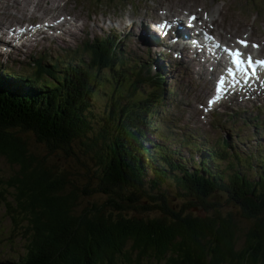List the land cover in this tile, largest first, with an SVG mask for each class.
I'll return each mask as SVG.
<instances>
[{"label":"trees","instance_id":"obj_1","mask_svg":"<svg viewBox=\"0 0 264 264\" xmlns=\"http://www.w3.org/2000/svg\"><path fill=\"white\" fill-rule=\"evenodd\" d=\"M111 41L84 43L47 77L36 69L27 90L0 80V157L15 169L0 176V202L18 204L26 231L24 252L8 264H264V145L241 152L225 139L201 149L192 168L175 160L148 136L165 77L149 79L151 91L138 81L120 93L129 77ZM106 69L120 77L99 121L92 107ZM29 140L76 167L31 155ZM237 217L251 223L242 234Z\"/></svg>","mask_w":264,"mask_h":264},{"label":"rangeland","instance_id":"obj_2","mask_svg":"<svg viewBox=\"0 0 264 264\" xmlns=\"http://www.w3.org/2000/svg\"><path fill=\"white\" fill-rule=\"evenodd\" d=\"M67 1V5L63 7V4ZM187 1L191 2L190 4H192V7H189ZM17 2L18 1L15 3ZM33 4L42 6V10L40 11L39 15H52L53 11H50L48 7V5H51L53 8L74 12L75 17L73 18L72 22H75L79 26L82 24V22H85L81 34H74L71 41H68V37H65V41L63 40V43H59V46H57L54 51L56 54L55 57L65 55L67 53V49L75 50L78 47L80 48L83 43L90 40V38H94L95 36L105 34L107 37L109 35L108 31L110 28L117 30L121 37L126 38L123 44L128 47L129 51H131L134 55L142 54V52L135 46V40H140L141 38L143 22L140 21L139 26H134L131 29H123V27L120 25L114 24H108L105 26L103 23L106 22V20L102 15H99L101 11L111 10V6L106 5L105 2L93 7L89 5L87 0H21L17 5H13L12 2L8 0H0V23L3 22L4 24H8V22H13V20H15L13 16H11L12 19L7 20L10 14L18 12L22 13L25 11V9L33 10ZM119 4L124 6L125 1H120ZM142 7L146 8L135 10L132 7L127 11L126 15L133 16L137 19L139 17H144L147 25L154 26L160 23L161 19H169L168 16H162L158 13V7L160 10L162 7L169 8L170 16L182 14L186 10H190L193 13H199V9L197 8L203 7L207 10L209 16H211V18H204V20H207L212 24L213 19L215 25L210 27L207 24L202 25H206L205 27L207 30H212V32H214L218 38L223 39L226 45H228L227 41H231V45H236L237 38L242 37L244 34L249 35L251 41L264 43V0H148L147 5H142ZM93 12H95L97 16L93 15ZM201 14L204 13H200V18ZM126 15L119 17L117 12H113L111 20L118 18L124 19ZM186 18L187 17H183L182 19L184 20ZM128 31H130V33H128ZM156 36L157 35L155 34V37ZM229 36L231 37L229 38ZM47 52L53 51L48 50ZM261 52L264 53V47ZM165 54L168 55V58L163 59L166 61L165 64L161 62L160 58L156 54H151L146 57L147 60L139 58L138 66L140 67L145 61L147 64L154 66L153 73L162 71L164 72V75H166L164 85L166 88H169V90L166 92L165 102L161 106L158 115L154 117V120L157 123L155 126L156 132L163 135V139H165L167 134L171 135L167 142H165L172 153H177V157L181 155L186 157L188 167L192 168L195 162L198 163L200 154L194 153L188 148V145H185V142H182L185 137L194 136L192 140L197 142V146H204L205 142L209 145H216L220 139L227 138L232 140L235 148L241 152H248L258 145H264V124L261 127V130L249 127L242 128L243 124H245L243 117H248L247 115L251 114V109L264 106L263 99H258L255 102H251L244 106H241V101L239 100L236 104H234L235 108H232L226 112L223 111V108H217L214 113L210 114L204 119L200 110V103L202 100L207 103V98L211 96L214 89V75L216 74L213 73L214 71L211 72V70L201 67L195 62L183 63L174 61L172 56L169 55L167 51ZM11 61L12 58H10L9 63L3 65V67L20 73H30L32 71V69L24 63L21 65L15 63L12 66ZM169 61H171L173 65L170 68H167L170 65ZM125 67L126 70L128 68L137 67L136 61L133 59V57L130 59L128 58V65H125ZM174 67L175 69H172ZM148 76L149 73L147 71H142L141 77H139V79L142 80V82L138 85L139 89L145 90L147 88L148 82L146 79ZM205 78H208L210 81L211 86H209L211 91L208 94H200V90L204 88L205 85L203 82ZM111 91L112 82L107 81L104 84L102 91L100 90L99 95L94 98V106L92 109L97 114L99 121L103 119L104 111L108 109L110 101L113 99ZM256 112L257 111H254L252 113ZM213 115H220L219 122H212ZM248 119V121L253 120V118L249 117ZM260 119L264 120V114ZM92 123L95 127H99V125L96 124L95 119H92ZM33 141L34 140H29L31 155L42 156L49 163L59 168L69 167V169H71L76 167V162L73 159L67 160L65 155L60 152H57L55 155L51 156L52 154L45 145L40 146L37 144L39 142L37 139V143ZM14 171V167L9 165L5 159L0 157V176L7 177L12 175ZM166 187H169L168 182H166ZM88 200L89 199H83L81 201L79 211L87 206ZM93 200L97 201L100 200V198L97 197ZM13 202L11 197L10 201L7 203L0 202L1 264H6V260L18 258L19 255L24 252L23 245H25L24 237L26 232L24 228L25 226L22 224L24 217L19 215L20 212L13 214V211L18 208V204L16 202L13 204ZM189 202V200L183 198L180 202H178V205L184 209ZM207 202L214 203L215 199L210 197L207 199ZM220 202H226V198H221ZM174 203L175 202L171 200L168 201L167 207ZM230 209L235 213L237 212V209L231 207ZM227 210H229V208H227ZM6 211L8 212L9 217L7 215L5 216ZM190 212L192 213L193 210ZM148 215L150 216L154 214ZM11 219L15 220L14 223L11 222ZM237 222L241 231L240 234L245 232V230L251 225L250 222L238 217ZM12 241L15 242L14 246H11L10 244ZM4 244L7 245L5 246Z\"/></svg>","mask_w":264,"mask_h":264},{"label":"snow or ice","instance_id":"obj_3","mask_svg":"<svg viewBox=\"0 0 264 264\" xmlns=\"http://www.w3.org/2000/svg\"><path fill=\"white\" fill-rule=\"evenodd\" d=\"M196 17H192V20H195ZM190 26V25H189ZM163 27H167V25H162ZM205 39H210L207 34H205ZM243 47H247L246 41H240ZM215 47L217 49H221L227 56L231 57V62L235 66V68L244 76L251 79L257 75L258 67L264 68V60L253 61L251 56H248L247 60L244 59L243 53L239 50L232 51L227 48H221L219 44H216ZM253 47H258V45H253ZM229 73L231 74V69H229ZM219 83H223V81H219Z\"/></svg>","mask_w":264,"mask_h":264},{"label":"bare ground","instance_id":"obj_4","mask_svg":"<svg viewBox=\"0 0 264 264\" xmlns=\"http://www.w3.org/2000/svg\"><path fill=\"white\" fill-rule=\"evenodd\" d=\"M16 1H19V0H14V2H16ZM39 1V0H38ZM158 13L159 14H161V15H163V16H168L169 15V13H170V9L169 8H163L162 7V9L160 10V8L158 7ZM6 12H7V10H6ZM43 12V11H42ZM49 12V11H48ZM12 13V12H11ZM44 13V12H43ZM150 15V14H149ZM6 16V15H5ZM4 17V16H3ZM156 17V16H155ZM157 18V17H156ZM204 18H210L209 16H205V15H202V18H201V20H202V22H205L207 25H209V27L210 26H214V21H213V19H212V24L211 23H209L207 20H204ZM149 19V18H148ZM4 21V20H3ZM146 21V20H145ZM206 26V25H205ZM66 27H67V23H66ZM139 28V27H138ZM2 29V28H1ZM212 31V30H211ZM139 32V31H138ZM230 38V37H229ZM231 40V39H230ZM228 42V41H227ZM229 42H231V41H229ZM87 45V44H86ZM86 47V46H85ZM134 51V50H133ZM155 57V56H154ZM199 67V66H198ZM172 69H175V67L174 68H172ZM197 69V68H196ZM203 69V68H202ZM204 70V69H203ZM210 70V69H209ZM171 73H173V72H171ZM214 73V72H213ZM214 77H215V75H214ZM213 81V80H212ZM203 82L205 83V85H204V88L206 89V92L205 93H209L211 90H210V81H209V79L208 78H205L204 80H203ZM203 84V83H202ZM201 84V85H202ZM210 85V86H209ZM188 86V85H187ZM212 89V88H211ZM205 96H207V95H205ZM207 97H209V96H207ZM208 99V98H207ZM201 101V100H200ZM203 101V100H202ZM239 101V100H238Z\"/></svg>","mask_w":264,"mask_h":264}]
</instances>
